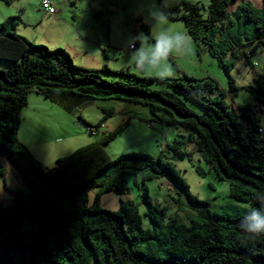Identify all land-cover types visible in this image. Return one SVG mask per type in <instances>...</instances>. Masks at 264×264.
Here are the masks:
<instances>
[{"label": "trees", "instance_id": "1", "mask_svg": "<svg viewBox=\"0 0 264 264\" xmlns=\"http://www.w3.org/2000/svg\"><path fill=\"white\" fill-rule=\"evenodd\" d=\"M8 1V0H5ZM238 3L234 12L231 5ZM206 11V14L203 11ZM169 19L183 21L195 43H203L229 74V59H244L264 50V0L256 8L251 0H210L206 9L198 2L181 0L168 10ZM18 17L0 26V153L17 167L35 200L31 204L16 192V205L0 202V264H264V237L242 242L238 225L243 216L224 217L190 193L176 165L144 153H127L112 159L105 146L126 129L121 125L100 140L76 149L46 168L19 139L21 112L36 93L73 114L74 108L95 100H119L149 107L151 118L185 128L190 143L216 171L217 176L246 194L252 207L258 190H264V128L251 105L233 106L211 78L188 74L160 80L128 70L79 68L63 49L36 45L16 33ZM149 32L148 26H142ZM102 74L121 79L104 78ZM163 83L168 89L152 86ZM256 107L264 108V74L248 87ZM238 87L230 78L229 95L235 105ZM196 103L201 112L189 108ZM112 115L114 110L102 108ZM89 129H100L78 117ZM170 148L175 158L191 152ZM113 167L111 173L108 169ZM0 174L3 165L0 161ZM140 180L141 199L151 228L143 227L138 206L121 200L117 211L103 209L107 192L127 195L125 175ZM166 175L187 195L191 204L207 209L200 223L188 225L179 217L167 218L154 204L146 181ZM96 188L93 203L89 192Z\"/></svg>", "mask_w": 264, "mask_h": 264}, {"label": "rangeland", "instance_id": "2", "mask_svg": "<svg viewBox=\"0 0 264 264\" xmlns=\"http://www.w3.org/2000/svg\"><path fill=\"white\" fill-rule=\"evenodd\" d=\"M41 1L11 0V4L14 7L24 5V8L32 12L40 5ZM180 1L170 0L171 7L167 10L174 9ZM191 1L198 2L206 9L210 4V0ZM260 1L253 0L254 6L258 9H261L262 6ZM154 2L157 6L161 4V0H154ZM53 3L57 11L64 12L73 22L75 20L72 16L75 13L78 16L75 23L78 22L79 29L85 31L83 38L79 36L77 42L72 45L84 44L88 49L87 54H82L79 46L72 50L59 47L71 55L76 65L86 69L99 70L107 64L113 71H120L125 68V70L143 77H156L137 71L128 62L129 56L134 50L129 46V41L140 33L148 34L153 26V21L148 13L153 0H53ZM237 4L231 5L232 12L235 11ZM3 5L6 10L10 9V6L7 7L6 3L0 0V6ZM203 13L206 14V11L204 10ZM169 24L174 31L186 32L190 37L183 21L169 19ZM143 25L148 26L149 32L142 27ZM32 37L29 36L27 39L37 45L38 43ZM190 39L191 47L188 52L169 58V64L174 72L172 78L188 74L200 80L214 79L226 94L225 101L228 104L234 107L238 104L251 105L260 125L264 128V108L255 106L256 103L248 89L254 84L257 76L264 74V50L259 49L249 57V61L246 58L241 60L230 58L228 60L229 74H227L220 67L218 59L210 54L203 43L197 44L191 37ZM137 46L139 47L138 42H136ZM103 49L107 52L108 60L103 56ZM102 76L114 80L121 79L118 75L102 74ZM230 78L233 79L235 86L239 89L236 92L235 105L229 95ZM152 86L168 89V86L163 83H155ZM187 104L197 113L201 112L196 103L187 102ZM49 106L51 109L45 108L47 111L36 114V122L32 120L35 112L27 115L25 121L24 109L21 112L23 124L20 135L27 143L29 140H60V145L64 143L61 140H92L93 142L102 139L107 132L114 131L121 125H126L125 131L105 146L112 159H117L127 153H144L158 158L164 152L165 159L176 165L180 175L189 185L190 193L200 202L209 204L211 211L224 217H236L245 215L248 208L252 207L251 203L245 200L246 194L235 188L230 180L220 179L215 169L196 152L193 144L189 141V132L185 128H176L166 123L167 115L163 112L159 113L161 121H145L143 118H151L149 107L119 100L91 101L75 107L73 114L66 113L56 105L50 104ZM103 107L112 108L114 113L109 115L103 111ZM33 108L35 106L31 104L29 110L32 111ZM79 116L94 125L98 124L104 117L106 120L102 123L103 128L96 135H92L90 129L78 119ZM176 140L182 141L180 149L191 152L189 157L175 158L174 151L170 147L174 145ZM33 151L40 155L41 163L46 168H52L55 165V160L42 157V154L35 147ZM0 161L3 165V175L0 174V202L6 206H15V193L19 192L25 200L32 204L35 196L22 179L17 167L4 153H0ZM112 170L113 167H110L108 172L111 173ZM125 179L129 193L127 195H118L115 192L103 194L101 199L103 209L117 211L120 206V199L133 201L138 206L143 227L145 229L151 228L150 219L145 215L146 205L142 203L141 199L143 186L140 180H138L140 184H136L135 178L131 174H126ZM146 186L153 203L165 209L168 219L177 216L188 225L192 224L191 220L197 223L202 222L203 214L206 213L207 209L191 204L186 193L166 175L146 181ZM96 192V188L89 192L90 203H93Z\"/></svg>", "mask_w": 264, "mask_h": 264}, {"label": "crops", "instance_id": "3", "mask_svg": "<svg viewBox=\"0 0 264 264\" xmlns=\"http://www.w3.org/2000/svg\"><path fill=\"white\" fill-rule=\"evenodd\" d=\"M1 1L5 2L7 7L10 6V9L6 10L4 8V5L0 6V20H1L0 23L2 22L0 26H2L10 18H13V17L20 18V23H18L16 27V33L18 35L20 34V36L22 37L25 36V38L27 36L28 37L33 36L32 38H34L35 42L38 43L37 45L44 44L45 46L47 45L53 48L54 50L60 49L59 47H66L72 50V49H76L79 46V43H77L76 46H73L72 44L77 42V39L79 38V36L83 38V33L85 34V31H81L79 29L80 27H79L78 22L75 23V21H77V18H78V16H76L75 13L72 16L73 20H75L73 22L69 19L68 16H66L64 12H61V11L56 10V13L54 15H49L45 13L42 9H40L41 2H40V5L37 6V8L32 10V12H29L27 8H24V5H19V6L14 7L11 4V0H8V1L1 0ZM251 1L253 3V0ZM260 2L262 5L263 0H261ZM17 12H19V14H17ZM22 25L24 27H21ZM78 48L82 54L88 53V49L84 44L80 45ZM103 56L105 57L106 60H108L106 50L103 51ZM73 62H74V59H73ZM105 65L108 66L107 64ZM6 68H7L6 64L0 63V69H6ZM79 68H82V67H79ZM90 70H98V69H90ZM31 104L35 106V108H33L34 110L32 111L29 110L31 107ZM50 104L58 106L57 104L52 103L48 99L44 97L42 98V96L36 93H31L28 98V105L26 108H24V121L27 115L33 114L34 112H35V115L32 116V120L35 121L36 114H39L41 111L42 113L47 111L45 110V108L51 109V107L49 106ZM58 107L64 110L66 113H68L62 107L60 106ZM21 117H22V113H21ZM22 124H23V118L21 119V123H20L19 138L23 142V144L26 145L28 149L31 150V152L33 153V156L37 160H40V162H42V158L35 151H33L34 147L37 149L39 153L42 154V157L49 159V160H55L56 162L57 159L64 157V156H68L71 153H73L76 149H78L79 147L90 144L92 142V140H86V141L84 140H61L64 143L60 145L59 143L60 140H29V143H27L26 141H24V139L20 135ZM36 124H39V123H36Z\"/></svg>", "mask_w": 264, "mask_h": 264}, {"label": "clouds", "instance_id": "4", "mask_svg": "<svg viewBox=\"0 0 264 264\" xmlns=\"http://www.w3.org/2000/svg\"><path fill=\"white\" fill-rule=\"evenodd\" d=\"M170 7V0H161L160 6L153 0L148 9L149 17L153 21L150 32L140 33L129 41V46L134 49L129 56V64L137 71L154 75L160 80L174 75L169 58L173 55H182L191 47V39L187 33L174 31L170 26V12L167 10ZM136 42L139 43L138 48ZM254 200L259 207L250 206L238 225L244 237L242 242H252L264 237V190H258Z\"/></svg>", "mask_w": 264, "mask_h": 264}, {"label": "built area", "instance_id": "5", "mask_svg": "<svg viewBox=\"0 0 264 264\" xmlns=\"http://www.w3.org/2000/svg\"><path fill=\"white\" fill-rule=\"evenodd\" d=\"M41 7L42 10L50 15L56 13V9L54 7L53 1L52 0H42L41 1ZM103 128V126L100 127V129ZM100 129H91V134L96 135L97 132L100 131Z\"/></svg>", "mask_w": 264, "mask_h": 264}]
</instances>
